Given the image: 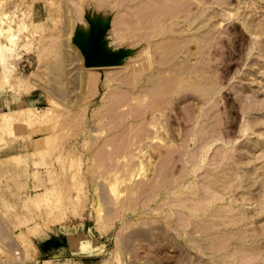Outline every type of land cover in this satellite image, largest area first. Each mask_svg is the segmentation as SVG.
Returning a JSON list of instances; mask_svg holds the SVG:
<instances>
[{"label": "rangeland", "instance_id": "rangeland-1", "mask_svg": "<svg viewBox=\"0 0 264 264\" xmlns=\"http://www.w3.org/2000/svg\"><path fill=\"white\" fill-rule=\"evenodd\" d=\"M263 22L264 0H0V264H264ZM97 26L115 65L84 64Z\"/></svg>", "mask_w": 264, "mask_h": 264}, {"label": "water", "instance_id": "water-1", "mask_svg": "<svg viewBox=\"0 0 264 264\" xmlns=\"http://www.w3.org/2000/svg\"><path fill=\"white\" fill-rule=\"evenodd\" d=\"M104 33V27L97 26L90 30L86 41H77L84 55L86 67L115 65L123 59L125 52L122 49L114 53L104 51L101 44V36Z\"/></svg>", "mask_w": 264, "mask_h": 264}, {"label": "bare ground", "instance_id": "bare-ground-1", "mask_svg": "<svg viewBox=\"0 0 264 264\" xmlns=\"http://www.w3.org/2000/svg\"><path fill=\"white\" fill-rule=\"evenodd\" d=\"M264 23V22H263ZM169 159V158H168ZM204 161V160H203ZM210 201V200H209ZM214 201V200H213ZM211 204H213L212 202H211ZM209 205V204H208ZM197 210V209H196ZM211 211H216V210H211ZM218 213V212H217ZM219 213H221V211L219 212ZM214 214H216V213H214ZM210 216V215H209ZM225 216V215H224ZM210 217H212V215L210 216ZM213 217H215V216H213ZM218 218L220 217V216H217ZM216 217V218H217ZM221 217H223V216H221ZM245 217V216H244ZM253 239V238H252ZM74 240V239H73ZM254 242H256V240L254 241ZM73 246V245H72ZM257 250V249H256ZM258 252V251H257Z\"/></svg>", "mask_w": 264, "mask_h": 264}, {"label": "crops", "instance_id": "crops-1", "mask_svg": "<svg viewBox=\"0 0 264 264\" xmlns=\"http://www.w3.org/2000/svg\"><path fill=\"white\" fill-rule=\"evenodd\" d=\"M74 245H78V242H77V241H75V242H74Z\"/></svg>", "mask_w": 264, "mask_h": 264}]
</instances>
